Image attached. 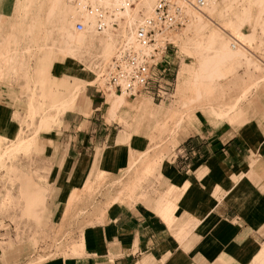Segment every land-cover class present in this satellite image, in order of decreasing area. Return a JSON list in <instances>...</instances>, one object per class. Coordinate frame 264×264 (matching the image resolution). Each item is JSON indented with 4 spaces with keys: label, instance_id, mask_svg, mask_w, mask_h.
Wrapping results in <instances>:
<instances>
[{
    "label": "crops",
    "instance_id": "crops-1",
    "mask_svg": "<svg viewBox=\"0 0 264 264\" xmlns=\"http://www.w3.org/2000/svg\"><path fill=\"white\" fill-rule=\"evenodd\" d=\"M165 58L169 69L172 60ZM69 76L64 98L76 91ZM92 88L85 84L67 101L59 120L63 116L67 126L62 148L53 139L57 149L39 155L37 168L21 167V176L42 175L46 181L33 185L41 196L35 216L24 214L22 199L0 218V264H264L262 105L255 128L226 126V120L205 113L186 120L174 155L145 172L139 165L127 169L142 142L117 143L122 126L106 121L105 96ZM17 100L11 89L0 87V109L20 112ZM17 127L9 120L0 126V138L12 137ZM132 180L129 197L124 186ZM19 186L9 185L11 196ZM75 190L79 198L68 206Z\"/></svg>",
    "mask_w": 264,
    "mask_h": 264
},
{
    "label": "rangeland",
    "instance_id": "rangeland-1",
    "mask_svg": "<svg viewBox=\"0 0 264 264\" xmlns=\"http://www.w3.org/2000/svg\"><path fill=\"white\" fill-rule=\"evenodd\" d=\"M155 1L153 0L150 9L145 6L138 7L139 11L135 14V20L148 15L152 11ZM258 1L218 0L217 8L213 12L208 11L207 7L211 5L207 2V6L203 9L206 25L201 27V29H198L199 25H193L189 30H184L185 26L177 29L176 33H174L175 36L181 34V37L175 38L176 40L172 39L174 41L171 40V44L167 46L166 54L172 60V65L170 66L171 69L168 67L169 69L167 70L170 85L167 89L168 94L166 97L160 99L153 97L151 94H139L132 98L125 97V102L117 109L114 115L106 111L105 119L107 122L115 121L122 126L116 139L118 144L130 143L136 138L142 142V150L136 153L131 152L127 169L132 168L134 165H139L141 166L140 169L149 172L157 165L158 161L163 158L169 159L174 155V148L179 141L180 129L172 126V119L176 113L183 111L181 109L182 102L192 95L190 86L192 70L197 67L199 57L207 45L211 32L214 30H217L225 38L232 39V42L238 39L246 50L247 57L239 58L227 64V68L229 67L230 69L221 71L223 76L213 81V105H202L198 111L219 120H226L223 123L226 126H232L237 129L245 125H250L252 128L256 127L254 117L257 115L263 117V113L258 107L262 105L264 108V10L260 11ZM36 2H38V5ZM50 4L51 0H0V53H4L7 43L10 44H7V49L17 46V49H21L20 52H23L15 58L11 67L6 63L3 64L0 59V87L2 89H11L13 95L16 94L18 97L17 106L24 109H21L20 112L12 111V113H8L7 109H0V126L7 124L9 120H16L18 123L16 131L17 133L20 132L19 135L24 142L21 149L12 153L10 147L13 146V142L16 140V131L12 137L7 134L2 136L0 145V157L3 162L0 165L1 219L10 210H17L15 204L19 205L22 199L25 201L24 214L35 216L34 205L37 198L40 199L41 196L35 193V190H32L35 187L33 185H35V182L46 181V178L42 175L33 177L30 175L21 176L19 174L21 167L37 168L39 155L43 152L45 154L47 152L50 153L52 146L57 149L55 146L57 142L58 144L60 142V148H62L64 129L67 126L63 121V116L61 123L59 120L70 98L64 97L70 93L71 89L69 85L64 84L63 80L67 79V75H70L68 81L72 83V79L74 80L77 92H82L85 84L92 85L95 61H97L98 57H110L117 42L116 37L110 32L113 44L112 53L105 55L102 52L101 44L98 43L99 38L104 36V34L94 33L96 36L92 37L90 34H93V32L86 31L87 26L85 25V40L79 43L76 42L79 47H76L74 55L68 54L63 49L64 47H61L63 44L57 18L53 17L50 21L45 19ZM247 9H250L253 14H257L260 11L259 19L256 20V18L252 17L246 20L245 11ZM36 18H41L42 26L35 27L34 20ZM76 21H73L70 26V30L73 33ZM13 26H24L26 29L25 34L17 32L16 41L7 40L8 37H6L9 32L13 31ZM46 33H49L48 39L44 38ZM239 33L249 35V38H244L243 40ZM26 46L29 48H26ZM28 49L31 51H28ZM1 58L3 57L1 56ZM183 65L187 67V70L181 74L180 70ZM42 66L44 71L39 74L38 70ZM29 75L34 78L39 77L42 84L41 90L37 86L36 81L32 82L30 80ZM54 76L59 80L57 84H54L53 80H51V77ZM31 83L32 89L27 90L26 87L28 85L31 86ZM92 87V89H99L96 93L99 95L103 94L106 102L118 95L109 91L102 82L99 84L95 83ZM248 88H250L249 93L242 98ZM60 99H62L60 102L54 103ZM62 101H65V104H62ZM79 101H81V94L76 102ZM30 108L34 110L32 114L29 112ZM220 109L223 111L221 114L218 113ZM164 111L170 114L173 112V115L167 121H165V117H162ZM82 113L87 114L86 110ZM159 122H166L167 125L160 127ZM2 130L0 129V134H4ZM41 138L45 139L44 142ZM53 139L55 142L57 141L56 144H54ZM260 143L263 144L264 141ZM144 144L146 145L143 146ZM42 156L44 157L43 154ZM152 159H155L156 164L151 161ZM4 173L7 174L5 175ZM99 178L103 179V175H100ZM15 183L20 184L18 194L11 196L9 185ZM134 187L135 183L133 180L124 186L125 190L129 192L128 196L131 195ZM89 188H91V182L88 179L86 181V189ZM120 188L123 190L122 186ZM93 194L103 195L100 191L93 192ZM118 194H121V191ZM78 198L79 192L77 190L71 192L67 205L70 206ZM77 213L82 214V211L79 210ZM0 226L3 227L2 224ZM75 248H77V245Z\"/></svg>",
    "mask_w": 264,
    "mask_h": 264
},
{
    "label": "bare ground",
    "instance_id": "bare-ground-1",
    "mask_svg": "<svg viewBox=\"0 0 264 264\" xmlns=\"http://www.w3.org/2000/svg\"><path fill=\"white\" fill-rule=\"evenodd\" d=\"M204 1H205V4L201 8L202 10L201 9L197 10V9L187 5L185 0H179V4L181 5L182 10L184 12V15L186 17L184 24L180 27H177V28L176 27L175 28H167V29H163L162 31L157 32L156 33L157 44L161 45L162 47L165 45L171 44L170 41L172 39H175L177 37H181L180 36L181 34L175 36L174 33H176L177 29H180L183 26H185L184 30H187V29L189 30V28L192 27L193 25L194 26L199 25L198 29L199 28L201 29V27H204L206 25V22L204 21L203 9L205 8V6H207V2H208L211 5V6L207 7L208 11H210V12L215 11L217 8V1L218 0H204ZM152 2H153V0H139L135 6L137 8L129 9V10H127V11L116 16V22H117L116 26H109L101 32H97L93 29V26L89 23V19H87V17H85L72 4V2L70 0H51V4L49 6L47 15H45L46 16L45 19L47 21H50L53 17L57 18L58 29H59V32L61 34V38H62L61 42L63 44V46H61V47H64L63 49H65L68 52V54H71V55H74V53L76 51V47H79V45H77L76 42L79 43V42H83L85 40V38H86V32H85L86 26H87L86 31L93 32V34H90V35H92V37L96 36V34H94V33L104 34V36L99 38L98 43L101 44L102 50H103L102 52L105 55H110L112 53L113 44H112V37H111L110 32L116 37L117 42H116V46H115L113 54L108 58L98 57L97 61H95V64H94L95 67L93 69V84H92V85H94L95 83L99 84L100 82H102L109 91L115 93L112 89H110L108 87L107 81H106V78H107L109 72L111 71V68L113 65L112 58L113 57L118 58V57H120L122 50L127 49L129 47H134L133 39H132L133 28L135 26H137L143 18V17H140L139 19L135 20V18H134L135 14L138 13V11H139L138 7H140V6L141 7L145 6L147 9H150L152 6ZM37 3L38 2H36V4ZM258 5L260 7V11L264 10V0H259ZM37 9H38V7H37ZM260 11L257 12V14H253V12L250 9H247L245 11V19L249 20L252 17H254V18H256V20H258L260 13H261ZM37 12H39V11H37ZM150 13H151V11H150ZM150 13L148 15H150ZM144 16H147V15H144ZM40 19L36 18L34 20L35 27H39L42 24V22H41L42 20H40ZM78 19H80V20H78ZM75 20L82 21L86 26L84 27L83 30H77L75 28V24H74V33H73L70 30V28H71L70 26L72 25V22ZM238 27H240V26H238ZM12 28H13V31L9 32V34L6 36V37H8V39L6 38L7 40L10 39L11 41H16V39L18 37L17 32L19 34H25L26 33V29L24 28V26L23 27L13 26ZM238 29H237V31H238ZM238 32H237V34H238ZM34 35L36 36L35 33H34ZM239 35L243 40H244V38L245 39L249 38V35H244V34H240V33H239ZM21 37H23V36L21 35ZM48 37H49V33H46L44 38L48 39ZM231 40H230V38H225L217 30H214L213 32H211L209 40L207 42V45L204 47V50L199 57L197 67L192 70V79H191V83H190L192 95L190 97H188V99H186L185 101L182 102L181 109L183 111L178 113V114L176 113L173 116V119H172L173 125L172 126H174L175 128L180 129L186 120H196L197 117H200V112L198 110L201 108L202 105L212 106L213 105L212 100L214 99V96H213V88H214L213 81H214V79H216L220 76H223L221 71L230 69L229 67L227 68V64L229 62L237 60V59L242 58V57L243 58L247 57L246 50L241 45V42L238 39L233 40V42ZM172 41H174V40H172ZM34 43H35V41H34ZM7 44L5 45V47L7 46V48H8V45H10V44H8V45ZM16 45H18V44H16ZM27 46H29V45H27ZM27 46H26V48H29ZM7 48H4V50H5L4 53H2V52L0 53V59L2 60L3 64L6 63L9 67H11L14 64L15 58L20 56V53H23V52H20L21 49H17V46H12V47H10V49H7ZM28 51H31V50L28 49ZM1 56L3 58H1ZM186 70H187V67L185 65H183V67L180 70V73L183 74L184 71H186ZM38 71H39L38 72L39 74L43 73V71H44L43 66L40 67V69ZM27 78H28V76H27ZM30 80L32 82L36 81L37 86H39L40 90H41L42 84L39 80V77L34 78L33 76L32 77L30 76ZM26 88H27V90L30 88L32 89V83H31V86L28 85ZM249 91H250V88H248L245 91L242 98H244L249 93ZM80 92L76 91L75 93H73L70 96L69 99H73ZM139 94H146L147 95V93H139ZM139 94H137V95H139ZM148 96H150V95H148ZM151 99H152V97H151ZM65 101H62L61 103L65 104ZM124 102H125V96L124 95H119V94L115 95L113 98H111L107 101V109L109 112H111L114 115L115 112L117 111V109L120 106H122ZM65 107H66V105H65ZM144 108H145V106H144ZM33 111L34 110L31 108L29 109V112H31V114L33 113ZM177 112H179V111H177ZM221 112H223V111L220 109V112H218V113L221 114ZM172 113L170 114V113L165 111L162 113V117L163 118L165 117L166 120H168V118H171V116L173 115ZM19 134H20V132L17 133V136L15 137L17 140L16 144H13V146L10 147V150L12 153L18 151L19 149H21L23 147L24 142L21 140V137ZM1 142H2V139L0 138V145H1ZM1 163H3V162L1 161V157H0V165H1ZM263 253H262V255H264ZM260 255L258 256L259 258H260ZM262 255H261V257H262Z\"/></svg>",
    "mask_w": 264,
    "mask_h": 264
},
{
    "label": "built area",
    "instance_id": "built-area-1",
    "mask_svg": "<svg viewBox=\"0 0 264 264\" xmlns=\"http://www.w3.org/2000/svg\"><path fill=\"white\" fill-rule=\"evenodd\" d=\"M89 19L97 32L109 26H116V16L135 8L139 0H70ZM186 4L200 10L204 0H185ZM185 15L179 0H156L150 15L143 16L133 28L134 47L121 51L120 57L112 58V68L106 81L116 94L132 98L139 93L165 98L170 81L164 65L168 45L156 42V33L167 28H177L184 24ZM82 21L75 22L77 30H83ZM98 91L99 89L96 88Z\"/></svg>",
    "mask_w": 264,
    "mask_h": 264
}]
</instances>
